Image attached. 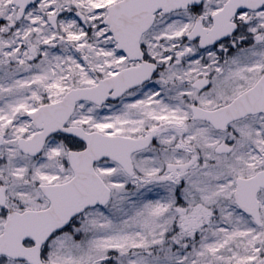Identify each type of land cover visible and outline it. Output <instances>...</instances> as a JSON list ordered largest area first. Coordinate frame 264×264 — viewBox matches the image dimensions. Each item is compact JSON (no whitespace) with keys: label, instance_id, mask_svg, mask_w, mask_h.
<instances>
[{"label":"snow or ice","instance_id":"1","mask_svg":"<svg viewBox=\"0 0 264 264\" xmlns=\"http://www.w3.org/2000/svg\"><path fill=\"white\" fill-rule=\"evenodd\" d=\"M0 264H264V0H0Z\"/></svg>","mask_w":264,"mask_h":264}]
</instances>
